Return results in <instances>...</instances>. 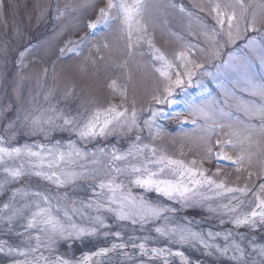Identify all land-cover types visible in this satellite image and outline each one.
<instances>
[{
    "label": "snow or ice",
    "instance_id": "6c2138e0",
    "mask_svg": "<svg viewBox=\"0 0 264 264\" xmlns=\"http://www.w3.org/2000/svg\"><path fill=\"white\" fill-rule=\"evenodd\" d=\"M168 6L178 8L204 29L202 34L207 48L186 42L170 59L153 44L148 23L144 19L145 0H107L106 5L99 9L96 20L87 25L94 35L98 27L108 29L111 23L119 21L122 30L127 31L130 55L134 33L137 34L136 44L147 43L154 62L152 71L158 75V84L151 96L156 106L149 105L145 109L149 115L142 124L135 102L131 111L126 106L127 87L121 92L123 100L120 104L94 107L86 115L66 116L57 113L52 106L38 114L24 116L31 134L43 135L45 139L57 129L69 132L85 144L106 139L114 133L129 134L135 131V138L127 149L112 146L88 150L72 139L64 144L56 141L10 146L0 137V173L3 174L0 191L25 177H36L56 189L80 180L95 181L91 186L92 196L87 200L70 199L67 193H53L47 188H11L10 199L0 207V222L5 227L6 235L14 234L20 240L12 244L0 239V254L10 258L8 264H101V258L109 253L128 248L137 252L139 257L146 258L133 259L130 253L124 251L123 254L132 264H154L157 258L162 264H172V257H178L181 264H192L185 253L179 250L186 245L199 246L206 251L214 250L221 256L231 253L230 260L234 264H264V244L257 245L249 241L250 250H246L234 238L238 234L231 230H197L190 219L184 218L183 222L176 220L174 214L178 209L173 206L178 204L181 209H185L207 204L209 213L228 217L227 220L220 219L221 226L230 223L234 228L249 226L255 230L257 221L264 225V182L255 190L247 186L229 187L222 180L218 182L207 175L208 170L202 167L205 160L211 161L215 156L218 160L236 165L239 171L245 156L241 154L233 159L224 151L225 146L235 147L237 142L243 144L245 141L251 143L253 134L264 136V27L258 26L255 9H251L249 16L250 6L244 0H236L239 13L237 7L229 12L222 9L220 4H214L211 12L215 14L216 27L212 28L183 4L171 3ZM63 14L58 10L59 16ZM247 33L260 35L248 36ZM87 40L88 35H85L80 38L79 44L61 49V53L75 51ZM238 40L244 43L228 51L225 57L222 49L235 45ZM197 49L204 57L201 62L193 59ZM20 56L22 59L24 53ZM205 63L214 70L206 69ZM196 76L209 78L216 90H210L203 79L197 80L195 83L200 92L183 101L184 111L192 119L182 123L194 125V130L202 134L200 140L206 145L207 155L202 158L199 167L195 159L185 163L166 155L154 144L142 143L140 135L146 129L153 141L162 136L164 128L157 120L165 113L157 106L171 107L175 104L173 97L177 90L187 95L186 88L192 86ZM111 87L116 90L115 81ZM50 95L51 92L46 94L45 100ZM180 115L182 113H173V117ZM225 129L224 135L228 139H217L216 145L220 151L214 153L211 138ZM242 132L247 135L239 140ZM11 138H15V132ZM133 188L140 191L134 192ZM225 194H232L228 203H218L215 207L208 203ZM248 195L254 198L255 205L249 212H242L240 208L244 200L240 197ZM109 216L119 222L118 229L126 228L125 222L133 228L138 225L142 233L145 232V226L154 227L143 235H128L122 230L112 231V225L108 223ZM16 224L23 230L15 231ZM152 232L156 235L152 236ZM95 236L113 239L110 246L100 247L79 257L66 256L58 250L61 241ZM159 238L166 241L164 246H155ZM219 240L224 243L221 245L217 242ZM172 245L179 248L174 250Z\"/></svg>",
    "mask_w": 264,
    "mask_h": 264
},
{
    "label": "rangeland",
    "instance_id": "374dc122",
    "mask_svg": "<svg viewBox=\"0 0 264 264\" xmlns=\"http://www.w3.org/2000/svg\"><path fill=\"white\" fill-rule=\"evenodd\" d=\"M106 2L107 0H0V137H3L8 145L55 143L56 141L64 144L72 139L77 141L80 147L88 150L96 147L111 148L112 146L125 150L135 138V131L129 134L114 133L106 139L89 141L85 144L69 132L57 129L50 133L48 139H45L43 135L31 134L24 122L25 115L38 114L52 106L55 107L57 113L78 116L79 114L86 115L94 107H106L109 103L120 104L123 100L121 92L125 87H127L126 106L131 111L133 101L135 102L134 106L141 124L149 115L145 109L149 105L156 106L151 96L157 89L158 75L152 71L154 62L147 43L136 44L137 34L134 33L130 55L127 31L122 30L119 21L111 23L108 29L98 27L94 30V35L87 27L90 21L96 20L99 9L104 7ZM171 3L183 4L209 28L216 27L215 14L211 12L214 4H220L222 9L229 12L233 7H237L236 0H145L144 19L148 23V32L153 44L170 59L183 48L186 42L208 47L202 34L204 29L195 20H190L187 15L181 13L178 8L169 7ZM244 3L250 6L249 16L251 9L256 10L258 26L264 27V7H261L264 0H244ZM58 10L64 14L59 16ZM239 11L237 7V12ZM241 27L243 28V24ZM85 35H88L85 44L77 47L75 51L66 50L63 54L61 53V49L75 47L79 44L80 38ZM247 35L260 34L247 33ZM70 41L75 43L69 44ZM243 43V40H238L235 45L226 46L222 49V54L226 57L228 51ZM25 49L28 51L25 52ZM22 52L24 56L21 59ZM193 59L201 62L204 57L197 49ZM205 68L214 70L207 63H205ZM201 79L210 90L216 91L209 78L194 77L192 86L186 88L187 95L177 90L173 97L175 104L171 107L157 106L165 113L157 120V123L164 128L162 136L153 141L146 129L140 133L142 143L154 144L166 155L183 160L185 163L195 159L198 167L201 166L202 158L207 155L206 145L200 140L202 134L194 130V125L187 122L182 123V121L192 119L185 113L183 101L186 98L197 96L200 89L196 87L195 82ZM113 81L116 82L115 91L111 87ZM49 92L51 95L48 100H45V95ZM177 112L182 115L173 117V113ZM49 114L55 115V113ZM10 124H12L11 127H9ZM225 131L227 129L221 131L219 135L212 136L211 144L214 153L220 151L216 140L228 139L224 135ZM13 132H15V138H11ZM245 135L247 133L242 132L239 140H243ZM233 139L237 138L233 137ZM224 151L233 159L241 154L245 156L240 170L237 171V166L231 162L221 161L213 156L211 161L205 160L202 164V167L208 170L206 174L218 182L222 180L229 187L247 186L250 189H258L259 184L264 182L262 178L264 177V136L258 133L253 134L251 143L237 142L235 147L225 146ZM249 173L253 175L249 176ZM0 179H3L2 173H0ZM29 180H31L30 184ZM94 183L95 181L92 180H80L65 188L56 189L53 185L36 177H25L0 191V207L10 199L11 188L21 186L47 188L53 193H67L70 199L87 200L92 196L91 186ZM133 191L140 190L133 188ZM208 194L211 195V193ZM231 198L232 194H225L222 198L208 203L215 207L218 203H228ZM240 199L244 200L240 208L242 212H249L255 205L251 195L241 196ZM173 206L178 209L174 214L175 219L181 222L184 218L190 219L197 230H231L234 234H238L234 235V238L246 250H250L249 241L257 245L264 244V225L258 221L255 230L249 226L234 228L230 223L221 226L220 219L227 220L228 217L209 213L207 204L203 207L195 206L185 209H181L178 204ZM108 223L112 225V231L122 230L128 235L133 233L143 235L154 227V225H147L145 232L142 233L138 225L133 228L131 224L125 222L126 228L118 229L119 222L111 216L108 217ZM14 227L15 231L23 230L19 224ZM5 232V227L0 222V239H6L12 244L19 243V237L14 234L6 235ZM151 235L156 234L152 232ZM112 239V237L95 236L85 237L82 240L61 241L58 250L66 256L79 257L84 253L96 251L100 247L110 246ZM217 242L221 245L224 243L223 240ZM165 244L166 241L159 238L155 245L164 246ZM171 247L174 250L179 248L177 245ZM179 250L183 251L192 263L234 264L230 260L231 253L228 256H221L214 250L206 251L202 247L189 245ZM124 251L130 253L133 259H146L139 257L137 252L128 248L109 253L101 258V264H114L115 262L132 264V261L123 254ZM9 259L4 254H0V264L8 263ZM171 261L172 264H180L178 261ZM154 264H162V261L157 260Z\"/></svg>",
    "mask_w": 264,
    "mask_h": 264
},
{
    "label": "trees",
    "instance_id": "16d2710c",
    "mask_svg": "<svg viewBox=\"0 0 264 264\" xmlns=\"http://www.w3.org/2000/svg\"><path fill=\"white\" fill-rule=\"evenodd\" d=\"M114 264H118V262H115Z\"/></svg>",
    "mask_w": 264,
    "mask_h": 264
}]
</instances>
